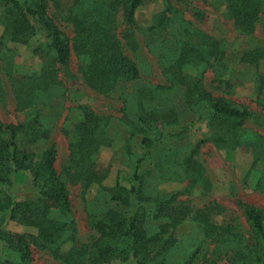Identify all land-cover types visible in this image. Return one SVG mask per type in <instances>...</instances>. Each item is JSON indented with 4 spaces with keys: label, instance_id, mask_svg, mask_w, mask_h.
<instances>
[{
    "label": "rangeland",
    "instance_id": "374dc122",
    "mask_svg": "<svg viewBox=\"0 0 264 264\" xmlns=\"http://www.w3.org/2000/svg\"><path fill=\"white\" fill-rule=\"evenodd\" d=\"M59 3L57 8L50 1L48 11L64 33L72 37V25L59 14L67 10L71 0H59ZM163 12L167 19L160 20ZM125 28L122 11H119L117 32L125 53L137 64L139 76L136 79L120 81L107 93H99L84 83L79 71L83 61L72 52L66 65H58L57 84L36 91L32 105L23 110L16 109L15 95L5 68L12 74L38 69L43 59L34 54L33 49L44 48L49 40L38 31L27 44L0 43V120L16 124L29 120L35 113L39 115L48 129V139L29 144L26 135L18 132L16 144L29 155H38L54 144V166L65 181L70 199L68 219L75 226L78 242L90 243L97 233L91 227L89 215L107 209L123 210L111 200V192L106 189L114 188L118 178H131L135 161L141 154L139 139L148 125L141 124L142 133L132 127L135 123L140 124L137 120L140 115L153 111L157 120L149 126V131L165 136L140 166L144 196L178 193L177 200L187 202L193 208L217 205L222 210L213 212L211 221L225 228L224 239L215 243L203 241V232L189 220L169 227L164 236L170 235L173 242L165 264H264V241L259 238L257 243L238 205L239 200L251 204L260 208L264 215V159L255 161L251 150L243 144L220 148L207 140L211 130L201 116L204 103L202 100L188 102L185 87L172 84L169 73L165 72V68L180 55L184 42L202 46V32L208 35L224 54L211 60L202 72V58L195 53L193 61L184 63L182 70L192 81L199 79L198 84L214 96L248 107L253 116L245 123L247 134L251 131L264 133V90L259 93L260 77L264 76V17L256 21L251 32H242L228 16L225 0H143L134 13L129 43L123 38ZM2 33L0 23V37ZM254 49L257 50L256 59L243 60L244 53ZM85 108L107 119L108 144L101 146L95 154L97 167L107 170L102 181L105 189L94 183L84 188L80 183L67 180L63 173L68 164L69 145L77 137V125ZM189 157L191 166L199 165L207 173L208 189L202 184L190 185L182 162ZM10 178L17 201L34 199L37 192L27 169H15ZM161 223L147 219L144 226L149 232H155ZM228 225L230 228L226 229ZM0 230L35 233L34 228L1 213ZM247 244L253 250L250 261L242 257L243 253L249 254ZM71 245L66 243L63 247L67 249ZM31 249L30 264H66L46 248L31 245ZM235 249L241 253L236 254ZM17 258L16 251L7 246L0 234V264L5 260L15 262Z\"/></svg>",
    "mask_w": 264,
    "mask_h": 264
},
{
    "label": "trees",
    "instance_id": "16d2710c",
    "mask_svg": "<svg viewBox=\"0 0 264 264\" xmlns=\"http://www.w3.org/2000/svg\"><path fill=\"white\" fill-rule=\"evenodd\" d=\"M50 1L55 7L60 6L59 0H0V23L3 26L1 44L6 41L27 44L30 37L38 31L49 40L44 48L33 49V53L43 59L38 69L12 74L9 68H5L15 95L16 109L28 108L33 103L36 91H43L57 84L58 65H66L72 52L83 61L79 64V71L84 83L99 93H107L120 81L139 76L137 64L125 53L117 32V14L122 11L126 24L123 38L129 43L127 39L132 36L130 29L134 13L143 0H71L67 10L59 14L72 25V37L64 33L54 15L49 13ZM225 2L228 16L242 32H251L256 21L261 16L264 17V0ZM165 19L167 15L163 12L160 20ZM256 52L255 49L247 51L243 60H255ZM195 53L202 58L203 72L210 61L221 58L224 51L216 41L202 32V46H190L188 42H184L180 55L165 68V72L169 73L172 84L185 87L184 94L188 102L202 100L204 103L201 116L206 119L211 130V136L207 140L220 148H234L243 144L251 150L255 161L264 159V133L251 131L247 134L245 123L253 116L252 111L222 96H214L198 84L199 79L192 81L182 70L184 63L193 61ZM263 90L264 76H261L259 93H263ZM137 120L140 124L133 125L135 130L142 133L141 124L144 123L148 127L139 139L141 154L135 161L132 176L129 180L118 178L114 188L106 189L111 192V200L123 210L107 209L99 214H90L91 227L97 233L90 243L78 242L75 226L68 219L70 199L65 181L60 178L54 166V144L45 147L38 155H29L16 144L18 132L26 135L29 144L48 139V129L44 127L39 115L35 113L29 120L16 124L0 120V213L35 229L33 234L0 230L7 246L18 255L17 261L5 260L2 264H30L31 245L50 250L66 264H112L116 261L165 264L173 237L164 235L169 227H175L185 220L197 225L198 230L203 232V241L217 243L221 238L224 239L225 228L211 221L213 212H221L219 206L193 208L187 202L177 200L178 193L169 196H144L140 166L165 135L149 131V126L157 120L153 111L145 112ZM106 125V117L96 115L89 108L84 109L83 117L77 125V137L69 145L68 164L63 170L67 180L80 183L84 188L93 183L102 186L107 170L97 167L95 154L101 146L108 144ZM182 162L184 174L190 178L191 186L202 184L204 189L210 187L204 168L199 165L191 166V157L184 158ZM15 169H27L30 172L37 192L34 199H15L10 178ZM238 205L257 238V243L259 238L264 241L262 210L240 200ZM147 219L160 220L162 223L155 232H149L144 226ZM229 228L228 225L226 229ZM66 243L72 245L64 249L63 245ZM246 249L249 254L243 253L242 257L250 261L253 251L250 244H247ZM234 251L236 254L241 253L238 249Z\"/></svg>",
    "mask_w": 264,
    "mask_h": 264
}]
</instances>
